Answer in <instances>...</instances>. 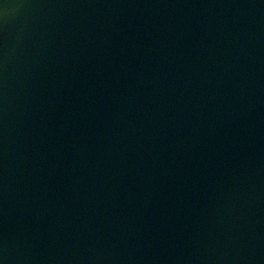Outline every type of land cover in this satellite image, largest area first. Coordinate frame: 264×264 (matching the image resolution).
<instances>
[{"label":"water","instance_id":"1","mask_svg":"<svg viewBox=\"0 0 264 264\" xmlns=\"http://www.w3.org/2000/svg\"><path fill=\"white\" fill-rule=\"evenodd\" d=\"M0 264H264V0H0Z\"/></svg>","mask_w":264,"mask_h":264}]
</instances>
